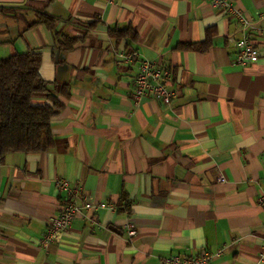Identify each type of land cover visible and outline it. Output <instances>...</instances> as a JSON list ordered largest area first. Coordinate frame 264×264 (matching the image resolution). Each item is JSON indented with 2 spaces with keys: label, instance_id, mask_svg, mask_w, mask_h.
<instances>
[{
  "label": "crops",
  "instance_id": "obj_1",
  "mask_svg": "<svg viewBox=\"0 0 264 264\" xmlns=\"http://www.w3.org/2000/svg\"><path fill=\"white\" fill-rule=\"evenodd\" d=\"M231 1L249 27L202 0H0V59L39 54L63 105L52 148L0 162V264H164L218 248L208 264H264V0ZM124 30L135 40L109 35ZM245 36L259 59L236 66ZM122 51L170 72L169 105L133 104L138 62ZM56 179L115 209L80 213L41 247L63 203Z\"/></svg>",
  "mask_w": 264,
  "mask_h": 264
},
{
  "label": "trees",
  "instance_id": "obj_2",
  "mask_svg": "<svg viewBox=\"0 0 264 264\" xmlns=\"http://www.w3.org/2000/svg\"><path fill=\"white\" fill-rule=\"evenodd\" d=\"M41 22L53 30L52 20L43 17ZM210 34L209 31L205 42L197 46L199 50L210 46ZM109 35L116 41L135 40V34L129 30L110 31ZM40 62V55L30 52L0 59V162L8 153H37L53 147L50 121L63 105L41 79ZM62 94L68 95L64 88ZM37 97H44L49 103H35Z\"/></svg>",
  "mask_w": 264,
  "mask_h": 264
},
{
  "label": "built area",
  "instance_id": "obj_3",
  "mask_svg": "<svg viewBox=\"0 0 264 264\" xmlns=\"http://www.w3.org/2000/svg\"><path fill=\"white\" fill-rule=\"evenodd\" d=\"M107 3L112 4L115 0H106ZM209 4L214 10H219L230 17H232L241 28L250 26L244 13L238 9L231 0H202ZM235 57L233 64L236 66L246 67L254 64L259 59V51L256 45L248 38L242 37L235 41ZM119 57L125 63H131L137 60V75L131 82L132 87V102L138 106L140 101L144 98L151 97L158 100L162 104L169 105L171 100L176 95L175 90L168 88L167 82L170 79V72L160 66L159 64L140 57L136 51L120 52ZM223 181V177L218 178ZM56 189L64 194L63 203L60 211L50 217L47 221V230L43 238L40 240V246L46 247L47 245L60 238L72 225L76 216L83 212H89L95 209H103L109 207L105 203H93L87 196L82 195L80 188L70 184L66 179H56L54 181ZM257 204L264 206V191L257 197ZM126 232L129 239L136 235V230L133 223L128 218L126 222ZM264 250V241H263ZM223 248H218L215 252H208L201 250L194 256H170L163 259L164 264H208L213 258L220 257Z\"/></svg>",
  "mask_w": 264,
  "mask_h": 264
}]
</instances>
